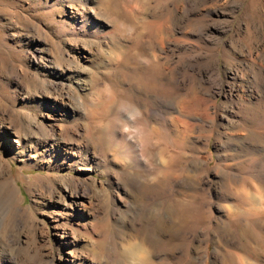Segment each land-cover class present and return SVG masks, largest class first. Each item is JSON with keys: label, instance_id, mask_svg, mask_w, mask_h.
Instances as JSON below:
<instances>
[{"label": "rangeland", "instance_id": "374dc122", "mask_svg": "<svg viewBox=\"0 0 264 264\" xmlns=\"http://www.w3.org/2000/svg\"><path fill=\"white\" fill-rule=\"evenodd\" d=\"M0 183V264H264V0H0Z\"/></svg>", "mask_w": 264, "mask_h": 264}, {"label": "bare ground", "instance_id": "6f19581e", "mask_svg": "<svg viewBox=\"0 0 264 264\" xmlns=\"http://www.w3.org/2000/svg\"><path fill=\"white\" fill-rule=\"evenodd\" d=\"M75 108V107H74ZM116 129V128H115ZM114 130V129H113ZM116 132V131H115ZM115 132H113V133H115ZM116 136H120V135H123L122 134V132L121 131H118V132H116V134H115ZM121 137V136H120ZM124 138H126V137H124ZM126 142H127V144H132V141L130 140V139H128V138H126ZM141 144H142V142H141ZM133 145V144H132ZM142 146V145H141ZM140 148V147H139ZM133 149V148H132ZM144 149L145 148H143V149H140L139 150V152H135L136 154L135 155H137V157H138V159H136V160H138V162H137V164H140L141 166H143L144 165ZM136 156H135V158H137ZM135 160V161H136ZM139 165V166H140ZM144 167V166H143ZM146 168V167H145ZM8 190V188L4 185V184H1L0 183V192L1 193H4V194H7L9 191H7ZM79 194V193H78ZM81 195V196H80ZM79 196L77 195V192H76V194L74 195L75 197L74 198H77L78 199V197H83V196H85V192H82L81 194H80ZM76 199V200H77ZM80 203H82V201H79ZM233 208V207H232ZM16 214H17V209L15 208V207H13V206H11V207H9V210H8V217H13V219H14V217H16ZM9 220H10V218H9ZM132 247L133 246H131V249H128V253H130L132 256H133V254H136V250L135 249H132ZM134 248V247H133ZM140 249V248H139ZM138 250V249H137ZM126 252V251H125ZM138 252V251H137ZM141 254V253H140ZM137 255H139V254H137ZM136 255V256H137ZM131 257V256H130ZM129 257V258H130Z\"/></svg>", "mask_w": 264, "mask_h": 264}]
</instances>
